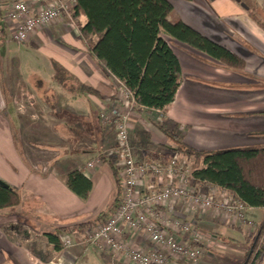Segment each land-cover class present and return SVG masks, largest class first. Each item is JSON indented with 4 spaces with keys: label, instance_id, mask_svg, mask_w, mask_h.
<instances>
[{
    "label": "crops",
    "instance_id": "crops-1",
    "mask_svg": "<svg viewBox=\"0 0 264 264\" xmlns=\"http://www.w3.org/2000/svg\"><path fill=\"white\" fill-rule=\"evenodd\" d=\"M168 1L175 19L243 59L245 67L227 70L209 56L165 37L179 61L183 81L165 112L141 108L131 114L129 135L146 151H136V159L158 150L157 145L164 150L177 148L159 131L160 124L175 130L181 143L198 150L264 147V30L234 0ZM9 2L0 0V180L19 193L20 206L0 212V264H53L57 259L62 264H112L108 252L81 243L58 250L47 234L90 221L120 199V195L116 199L115 172L106 158L94 168L87 167L110 146L109 128L99 115L122 106L116 79L85 46L78 28L63 22L36 30L21 46L13 43L4 18ZM255 2L264 12V0ZM52 60L102 98L63 89L52 78ZM12 78L24 80L26 94L35 96L24 106L22 116L9 92ZM3 92L12 104L10 110L3 104ZM45 94L52 95L53 108L42 99ZM57 106H67L81 122L62 133L58 128L68 127L69 122L58 115ZM13 127L19 130L22 155L13 140ZM72 171L91 183L86 199L68 188L66 179ZM210 188L218 199L228 194ZM246 210L249 220L250 211H257ZM166 212L199 233L203 255L195 264H241L244 260L250 240L247 221L237 226L220 209L190 210L182 202L173 203ZM18 223L29 236L20 245L9 231ZM88 232L65 234L79 240ZM140 240L145 242L143 237ZM168 264L194 263L171 259Z\"/></svg>",
    "mask_w": 264,
    "mask_h": 264
},
{
    "label": "trees",
    "instance_id": "trees-1",
    "mask_svg": "<svg viewBox=\"0 0 264 264\" xmlns=\"http://www.w3.org/2000/svg\"><path fill=\"white\" fill-rule=\"evenodd\" d=\"M250 18L264 30V12L255 0H240ZM78 32L85 46L101 65L132 93L138 109L165 112L183 81L179 61L165 37L172 38L203 53L227 70L243 71L244 60L175 19L168 0H77L73 9ZM85 18V22H80ZM53 80L73 95L88 94L102 98L78 81L64 67L51 61ZM42 85V81H37ZM36 90V89H35ZM37 93V92H36ZM52 95L42 99L53 108ZM159 131L177 143L171 153H178L192 164L191 177L200 186L217 187L238 199L246 208L264 209V147L198 150L181 143L175 130L160 124ZM19 154L22 147L19 130L12 128ZM159 149L164 147L157 145ZM116 199L121 195L115 173ZM68 188L86 199L91 183L78 171L67 175ZM116 201V200H115ZM19 193L10 186H0V212L18 208ZM114 202L94 219L48 233L56 249H61L60 234L90 231L113 212ZM20 245L28 239L21 223L9 229ZM264 259V219L256 226L250 247L241 264H262Z\"/></svg>",
    "mask_w": 264,
    "mask_h": 264
},
{
    "label": "built area",
    "instance_id": "built-area-1",
    "mask_svg": "<svg viewBox=\"0 0 264 264\" xmlns=\"http://www.w3.org/2000/svg\"><path fill=\"white\" fill-rule=\"evenodd\" d=\"M77 0H10L4 14L11 30V40L18 46L40 28L63 22L77 29L73 9ZM119 102L122 106L101 112L102 125L113 131L112 147L87 167L94 168L106 158L116 173L120 199L103 223L82 239L62 234L63 248L78 243L98 251L108 252L112 264H168L171 259L196 263L203 255L199 233L188 223L168 214L166 208L182 202L190 210L220 209L234 224L250 225L246 210L238 199L223 194L219 199L210 188L202 192L194 187L193 178L179 164L178 153L153 149L138 160L129 135L130 117L138 110L132 93L116 79ZM185 158V157H184ZM145 238V242L140 240ZM53 264H62L57 259Z\"/></svg>",
    "mask_w": 264,
    "mask_h": 264
},
{
    "label": "rangeland",
    "instance_id": "rangeland-1",
    "mask_svg": "<svg viewBox=\"0 0 264 264\" xmlns=\"http://www.w3.org/2000/svg\"><path fill=\"white\" fill-rule=\"evenodd\" d=\"M10 74L14 75L13 71ZM40 77H42V75H40ZM23 81L24 80L21 81L18 78H12V80H10V82L12 83V87L9 88V90H10L9 92L14 94L15 107L18 109V115L19 116H22V114H23L22 111L24 109V106L27 105V102H30V103L32 102L31 101V97L32 98L35 97L34 94H29V95L26 94L25 89L23 87V83H24ZM48 89H50V88H48ZM116 89H117V86H116ZM65 94H67V93H65ZM2 100H3V104L7 103V105H6L7 109L6 110H10V107L12 106V104L10 103V101H7L5 92L2 93ZM68 109H70V108H68L67 106H57L56 107V112L60 113L58 115L62 116L65 120H67L69 122V125H67L68 127H62V128L60 127V128H58V129H60V131L62 133H64V131L72 128V125L74 124V122H76V123H78V122L80 123L81 122V118L79 116H77V115H74L73 111L72 110L70 111ZM112 133H113V131L109 128V132H108L107 135H109L108 139H109V142H110V146L108 148L112 147V145L114 143V137H113ZM130 140H131L132 145L134 146L135 152L137 151V152H140V153L144 154V151H145L144 147L140 146V145L136 146L134 144V142L132 141L131 136H130ZM145 153H146V151H145ZM178 162L191 175L192 164L190 163V161L187 160L186 158H184L183 156H179L178 157ZM192 183H193L194 187H196L197 189H199L202 192H206V191H208L210 189V187L200 186V185L196 184L194 181H192ZM215 197L217 198L218 195L215 194ZM246 211L247 210H245V212H244V216L247 219L248 217L246 216L247 215ZM250 212H252L251 213V219H250L251 220V224L250 225L247 224V226L249 228V231H247L248 232L247 236L248 237L250 236V240L248 242L249 245L247 246L246 250L250 247V244L252 242L253 236H254V234L256 232V226L264 219V209H257V211H250ZM246 250H245V253H246ZM180 262H184V261H180Z\"/></svg>",
    "mask_w": 264,
    "mask_h": 264
},
{
    "label": "water",
    "instance_id": "water-1",
    "mask_svg": "<svg viewBox=\"0 0 264 264\" xmlns=\"http://www.w3.org/2000/svg\"><path fill=\"white\" fill-rule=\"evenodd\" d=\"M234 1L237 3H240V0H234ZM241 6L246 9V7L243 4H241ZM0 186L7 187L8 185L4 181L0 180ZM262 264H264V259H263Z\"/></svg>",
    "mask_w": 264,
    "mask_h": 264
}]
</instances>
